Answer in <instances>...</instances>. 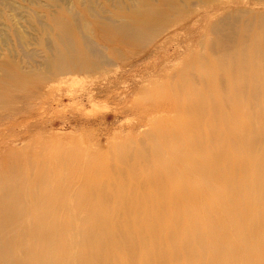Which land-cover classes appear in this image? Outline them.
<instances>
[{"label": "bare ground", "instance_id": "bare-ground-1", "mask_svg": "<svg viewBox=\"0 0 264 264\" xmlns=\"http://www.w3.org/2000/svg\"><path fill=\"white\" fill-rule=\"evenodd\" d=\"M142 1L139 0L137 4H142ZM121 7L116 12L109 10L98 15L97 19L94 18L93 23H98L96 32H99L101 41L123 43L138 49L159 36L158 20L161 11L144 6L143 11ZM55 23L59 35L64 37L56 42V59L62 64V74L93 72L100 68L99 62L94 60L97 55L93 58L94 48L87 47V43H91V36H83L86 50L84 42L80 41L71 24L62 18H58ZM84 23L87 25L88 22ZM107 34H113L114 38L109 39ZM248 36L241 33L234 42H231V37V43L223 39L219 41L214 60L218 61V65L228 67L225 77H220L223 82L224 79L228 81L230 92L225 94V87L216 90L213 87L219 84H213L212 78V81L207 80L206 74L198 71H194V74L191 70L187 86L185 77L182 79V88H179V82L175 85V94L168 96L164 104L165 111L173 112L175 116H186L188 121L182 125L176 124L179 128L172 121V126L177 129L173 131L178 136L175 140L179 136L183 139L180 143L174 142L170 146L167 143L164 146L163 150L168 156L171 155V161L164 162L157 173L153 170L157 175L154 181L151 180L152 183H148L149 178L148 181L143 178L145 175L142 176V169L139 174L137 164V167L128 165L129 170L126 166L123 167L126 170L120 169L119 165L116 167L118 169L112 167L113 171L116 169V172L112 171L114 175L108 172V178L101 180L96 176L95 169L90 173L85 168L78 170L68 167L66 172H56L51 168L52 171L46 170L48 165L44 167L45 170L27 176V168L20 171L19 164V173L24 170L27 172L26 176L23 172L22 176L25 177L22 178L15 171L16 167H11L10 164L14 162L7 163V170L9 173L13 170L10 174L13 177L9 178L5 169L1 173L11 183L16 176L15 171L19 175L15 180L21 177V181H18L21 185L18 187L19 183L14 180L18 187L14 190L11 187V184L14 187V182L9 185L6 178L0 187V264H264V151L261 153L259 150L262 155L256 156L251 149L254 143L245 150L243 139H233L230 130L235 125L233 113L230 116V110L233 111L235 107L234 102L242 100L240 98L247 94L246 83L258 81L264 74L261 67L264 64V51L258 40L253 37L247 39ZM218 37H221L220 34ZM215 44L212 45L213 49ZM157 46L158 43L154 47ZM166 47L164 51H167ZM212 53L215 56L216 52ZM201 60L198 63L205 64V60ZM4 63L0 62V68ZM219 70L222 73V69ZM215 71L217 73L218 70ZM242 80H246L243 82L246 89L238 92L236 86ZM6 82L0 75V106L5 103L1 92L5 90ZM15 83L18 88L22 86L20 82ZM256 87L259 89V86ZM261 89L260 92L264 93V86ZM260 92L257 91L256 96ZM251 93L254 96L255 93ZM216 95H220L219 98ZM178 121L176 119L175 123ZM213 124L217 130L214 126L210 127ZM173 132L164 133L168 137L173 136ZM189 134L193 137L190 138L191 142L186 138ZM156 140L159 139L156 137ZM156 140L154 145L150 141L153 146H157ZM218 147L222 150L219 151ZM208 149L213 151L214 156L206 160L202 156L207 154L203 151ZM214 157L216 163L224 164L223 168L213 163ZM143 164L146 167L149 163ZM1 173L0 179L3 178ZM151 173L144 172L146 177ZM180 178L183 180L180 181ZM221 181L225 184H220ZM7 183L10 187L5 185ZM7 188L17 193L11 196L13 192L10 194ZM229 192L238 196L234 202L225 199V194ZM152 205H155L154 208L157 206V212L150 210Z\"/></svg>", "mask_w": 264, "mask_h": 264}, {"label": "rangeland", "instance_id": "rangeland-1", "mask_svg": "<svg viewBox=\"0 0 264 264\" xmlns=\"http://www.w3.org/2000/svg\"><path fill=\"white\" fill-rule=\"evenodd\" d=\"M138 1L0 0V62H5L0 68V75L7 81L5 90L1 92L5 103L0 106V165L3 166H0V173L5 172L4 169L8 172L9 164L7 163L12 161L14 163L10 164L11 167H16L13 168L21 174L22 178L27 172L29 173L27 176H31L38 170L41 172L48 169L57 172L67 171L68 167H73L72 169L78 168V170L88 169L90 173L95 169L96 176L101 180H106L109 174L114 175L113 168L119 165L120 169L126 166L129 170L128 165L130 167L131 164L136 167L139 165V174L142 169V176L145 175L143 178L146 181L149 178L148 183L150 184L156 179L154 176L157 175V170H160L164 162L168 163L171 158L170 154L169 158L164 152V146L167 143L169 146L174 142L180 143L183 139L179 136V139L175 140L176 137L178 138L174 134L177 129L175 130L176 127L172 126V121L175 125H182L188 121L186 116L178 115V117L173 112L165 111L166 99L175 94L173 92H175L177 82H179V88H182V79L185 77L184 81L187 80L185 83L187 86L191 77L189 73L193 71L195 74L194 71H198L197 73L206 74L205 79L212 81V78L213 84L215 82L219 84L217 87L214 85L213 88L219 90L225 87L224 93L227 94L230 92L228 81L224 79L226 83L223 82L220 76L224 78L229 69L224 64L223 66L218 65V61L214 60V57H217L219 41L223 39L224 42L231 43L241 33H244L249 35L247 39L253 37L258 40L264 51V0H143L142 4H137ZM119 6H122L121 8L128 6V9L142 11L144 6L161 11L158 20L159 36L144 47L139 46L138 49L123 43L112 44L101 41L99 32H96L98 23H93L94 18L109 10L116 12ZM58 18L72 25L80 41L84 42V35L91 36L88 35L91 43H87V47L94 48L95 54L92 56L94 58L97 55L94 60L99 62L100 68L94 69L93 72L80 71L62 74V64L56 59V42L64 38L58 33L55 23ZM84 22H88L87 25ZM178 26L182 28L179 29ZM88 30H92V34ZM216 31L221 37H218L219 34ZM106 37L112 39L114 35L107 34ZM229 37H231V42ZM162 39L165 40L163 44H161ZM157 43L159 46L154 47ZM213 44H215L214 49ZM165 47L167 51H164ZM213 50L216 52L215 56H213ZM98 55L102 58L98 59ZM168 55L171 56L168 57ZM201 58L205 60V64L198 63ZM185 65L188 66V70L186 67L184 69ZM191 66L194 68L191 69ZM195 67L202 70L199 71ZM261 67L264 70V64H261ZM204 68L210 70L211 74L207 73L208 70ZM213 68L218 70L217 73L215 70L212 71ZM220 68L222 73H220ZM179 72L181 73L178 74ZM216 75L220 79L216 78ZM262 75L258 81L246 83L247 87L244 85L246 80L239 82L240 87L238 84L236 91L247 88V94L240 98L242 100L235 101L234 110H230V116L233 113L232 118L235 123L230 127L233 135L231 137L235 140L239 137L243 139L242 143L246 147L242 146L245 150L248 145L254 143L251 149L255 155L257 154L256 156H261L264 151L262 148L264 139H261L264 138V93L260 92L264 86V74ZM15 82H20L22 86L18 88ZM256 86H259L260 90ZM227 87L229 90L226 89ZM250 90L255 93L254 96H251L253 94ZM257 91L261 93L259 96H256ZM219 96L216 95V98ZM176 119L179 123H175ZM213 126L214 124L210 127ZM156 129L158 134H156ZM165 131H174L173 136L166 137ZM159 132L163 138L159 136ZM255 134L257 136L254 137ZM155 136L163 144L156 140ZM152 137L153 139H150ZM186 138L189 142L193 139L190 134ZM155 140L158 143H155L157 146H153ZM140 145L144 146L141 148ZM218 148L219 151L222 150ZM118 152L123 155H118ZM136 152H139V155H136ZM203 153H207L202 156L206 160L214 156L210 149L204 150ZM148 155L149 157H146ZM142 156L145 157L141 159ZM142 160L145 164L149 163V167L147 165L144 167ZM212 160L219 168L224 167L222 162L220 164L215 162V157ZM119 161L125 164L128 161V163L121 165ZM149 161L151 165L153 164V169ZM17 165L21 167L20 171L27 168L25 169L27 172L23 171L25 176H22L23 172L19 173ZM28 166L33 168L29 169ZM116 169L113 172H116ZM143 170L146 173H152L146 177ZM153 170L156 173H153ZM15 171V178L13 181L10 179L11 183L14 182V187L7 177H13L10 175L13 170L8 172L9 174L5 172L7 176L1 173L4 182L3 178L0 179L2 181L0 187L4 185L6 178L8 179L6 182H9L13 189L21 185V182H18L21 181V177L15 180L19 176ZM152 175L154 178L151 177ZM14 180L19 184L17 185ZM182 180L180 178V181ZM220 184L224 185L225 182L221 181ZM8 189L10 194L13 192L11 196L17 193V191L14 193L13 189L11 191L10 188H7V191ZM225 197L231 202L238 198L232 192L225 194ZM153 206L155 205L149 208L155 213L158 208Z\"/></svg>", "mask_w": 264, "mask_h": 264}]
</instances>
